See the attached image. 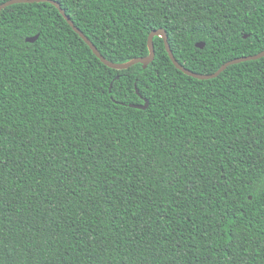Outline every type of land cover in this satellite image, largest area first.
<instances>
[{
  "label": "trees",
  "instance_id": "obj_1",
  "mask_svg": "<svg viewBox=\"0 0 264 264\" xmlns=\"http://www.w3.org/2000/svg\"><path fill=\"white\" fill-rule=\"evenodd\" d=\"M56 1L116 63L160 28L201 74L264 50V0ZM154 44L114 69L54 4L0 11V264H264V57Z\"/></svg>",
  "mask_w": 264,
  "mask_h": 264
},
{
  "label": "water",
  "instance_id": "obj_2",
  "mask_svg": "<svg viewBox=\"0 0 264 264\" xmlns=\"http://www.w3.org/2000/svg\"><path fill=\"white\" fill-rule=\"evenodd\" d=\"M33 2H50L52 4H54L62 13V15L65 17V19L68 21V23L72 26V28L85 40V42L90 46V48L93 50V52L97 55V57L99 59H101V61L103 63H105L107 66L114 68V69H126L128 67H131L137 63H142L144 68H147V66L155 59V44H154V37L155 36H160L164 39V43L166 46V49L169 53V56L171 58V60L173 61V63L176 65V67L178 69H180L181 71H183L184 73H186L187 75H190L192 77L198 78V79H210V78H214L217 77L223 70H225L229 65L235 64V63H240L243 61H248V60H255V59H259L264 57V50L257 53V54H253V55H248V56H241V57H237L234 58L232 60L227 61L226 63H224L217 71H215L214 73H210V74H201V73H197L194 72L188 68H186L185 66H183L182 64H180V62L176 59L169 40H168V35L167 32L164 28H160L157 30H153L149 36H148V47H149V54L147 56L144 57H137L134 58L130 61L127 62H123V63H116L113 61H110L109 59H107L104 55H102V53L98 50V48L96 47V45L85 35V33L78 28L75 23L73 22V20L70 18V16L66 13V11L61 7V4L56 1V0H8L2 4H0V11L10 5L13 4H17V3H33ZM39 35L33 36V37H28L26 40L28 42H35L38 39ZM245 37H247V35H245ZM197 46L200 48H203L205 46L204 42H198ZM116 78H119V76H117ZM112 89V85L110 90ZM137 93L139 95L140 92L138 90V88H136ZM131 107H136L139 109H146L149 106V100L144 98V103L143 104H129Z\"/></svg>",
  "mask_w": 264,
  "mask_h": 264
}]
</instances>
